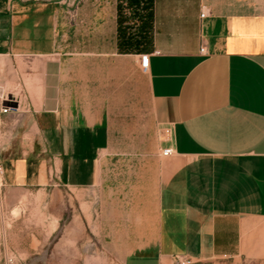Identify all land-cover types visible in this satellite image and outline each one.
Returning <instances> with one entry per match:
<instances>
[{
	"label": "crops",
	"instance_id": "1",
	"mask_svg": "<svg viewBox=\"0 0 264 264\" xmlns=\"http://www.w3.org/2000/svg\"><path fill=\"white\" fill-rule=\"evenodd\" d=\"M0 69L4 188L61 200L63 264H264V0H157L152 30L0 0Z\"/></svg>",
	"mask_w": 264,
	"mask_h": 264
},
{
	"label": "rangeland",
	"instance_id": "2",
	"mask_svg": "<svg viewBox=\"0 0 264 264\" xmlns=\"http://www.w3.org/2000/svg\"><path fill=\"white\" fill-rule=\"evenodd\" d=\"M150 1L153 12L157 0ZM123 7L136 6H130V0H118V8ZM50 196L0 189V264H63L64 249L70 247L69 240L63 239L68 216L62 213L61 200L59 205L46 206ZM22 199L32 200L33 207L23 206Z\"/></svg>",
	"mask_w": 264,
	"mask_h": 264
},
{
	"label": "built area",
	"instance_id": "3",
	"mask_svg": "<svg viewBox=\"0 0 264 264\" xmlns=\"http://www.w3.org/2000/svg\"><path fill=\"white\" fill-rule=\"evenodd\" d=\"M206 15V11H203L200 13V18H203L205 17ZM199 53L204 55L205 54V48L204 46L200 47L199 49ZM148 64H149V56L148 55H140V59H139V68L141 70V72H146V70L148 69ZM14 104V101L13 100H6L2 105H1V108H0V112L2 114H7V113H11V112H14L16 111V108L13 106ZM173 154V149L171 147H167V148H164L162 151H161V155L163 157H169ZM4 187V181H3V170H2V167L0 166V189ZM174 264H191L189 260H186V259H176L175 263Z\"/></svg>",
	"mask_w": 264,
	"mask_h": 264
},
{
	"label": "trees",
	"instance_id": "4",
	"mask_svg": "<svg viewBox=\"0 0 264 264\" xmlns=\"http://www.w3.org/2000/svg\"><path fill=\"white\" fill-rule=\"evenodd\" d=\"M135 8H144L145 10V26H147V17L149 16L150 19V29L152 30V18H153V12H152V2L150 0H130V6L131 4ZM129 5V4H128ZM146 38V36H145Z\"/></svg>",
	"mask_w": 264,
	"mask_h": 264
}]
</instances>
